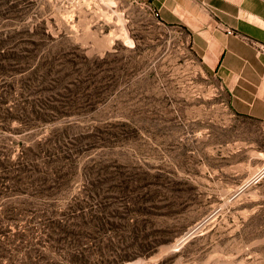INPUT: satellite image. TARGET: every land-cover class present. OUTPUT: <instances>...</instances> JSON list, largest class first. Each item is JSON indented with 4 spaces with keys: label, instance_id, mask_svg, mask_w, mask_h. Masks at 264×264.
I'll list each match as a JSON object with an SVG mask.
<instances>
[{
    "label": "rangeland",
    "instance_id": "obj_1",
    "mask_svg": "<svg viewBox=\"0 0 264 264\" xmlns=\"http://www.w3.org/2000/svg\"><path fill=\"white\" fill-rule=\"evenodd\" d=\"M28 23L43 24L71 46L66 82L77 83L67 88L110 90L93 111L32 131L16 130L17 121L6 129V109L21 103L22 88L41 87L39 75L2 71L0 134L15 146L13 158L30 133L40 139L68 119L76 125L70 138L94 134L80 145V167L110 163L147 174L171 203L182 231L130 264L174 255L172 264H264V179L251 182L264 166V123L233 114L227 91L186 32L159 24L147 0H2V41L7 30ZM15 41L2 45V64L13 59L6 49ZM85 182L80 177L75 185Z\"/></svg>",
    "mask_w": 264,
    "mask_h": 264
},
{
    "label": "trees",
    "instance_id": "obj_2",
    "mask_svg": "<svg viewBox=\"0 0 264 264\" xmlns=\"http://www.w3.org/2000/svg\"><path fill=\"white\" fill-rule=\"evenodd\" d=\"M13 40L6 49L13 59L2 64V45ZM71 51L43 24H21L3 41L0 28V80L2 71L39 75L41 87L22 88L21 103L6 109L4 128L17 121L16 130L32 131L93 111L105 99L110 88H67L77 83L66 82ZM63 123L40 139L30 133L18 142L15 158V146L0 134V264H130L172 242L182 230L163 185L122 165L80 167V145L94 134L70 138L76 125ZM80 177L86 182L76 186ZM176 257L156 264H172Z\"/></svg>",
    "mask_w": 264,
    "mask_h": 264
},
{
    "label": "crops",
    "instance_id": "obj_3",
    "mask_svg": "<svg viewBox=\"0 0 264 264\" xmlns=\"http://www.w3.org/2000/svg\"><path fill=\"white\" fill-rule=\"evenodd\" d=\"M147 1L159 24L186 32L194 54L227 91L233 114L264 123V52L255 44H264V0Z\"/></svg>",
    "mask_w": 264,
    "mask_h": 264
},
{
    "label": "built area",
    "instance_id": "obj_4",
    "mask_svg": "<svg viewBox=\"0 0 264 264\" xmlns=\"http://www.w3.org/2000/svg\"><path fill=\"white\" fill-rule=\"evenodd\" d=\"M158 17V16H156ZM226 33L230 36H240L238 32L233 29H227ZM261 52H264V44L255 43ZM264 178V166L252 177L251 182L259 183Z\"/></svg>",
    "mask_w": 264,
    "mask_h": 264
}]
</instances>
